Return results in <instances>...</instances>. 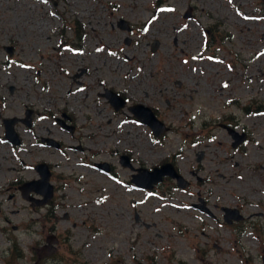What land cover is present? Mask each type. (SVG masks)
I'll list each match as a JSON object with an SVG mask.
<instances>
[{
    "label": "rangeland",
    "instance_id": "obj_1",
    "mask_svg": "<svg viewBox=\"0 0 264 264\" xmlns=\"http://www.w3.org/2000/svg\"><path fill=\"white\" fill-rule=\"evenodd\" d=\"M136 103L168 132L140 123ZM26 109L15 145L3 119ZM225 121L249 134L241 149ZM39 162L52 168L54 195L32 206L19 186L39 178ZM166 162L185 188L169 176L151 189L131 182ZM263 167L264 0H0V264H54L37 254L53 232L69 236L60 253L76 252L72 264H263ZM198 191L217 219L193 207ZM221 207H242L240 233Z\"/></svg>",
    "mask_w": 264,
    "mask_h": 264
},
{
    "label": "water",
    "instance_id": "obj_2",
    "mask_svg": "<svg viewBox=\"0 0 264 264\" xmlns=\"http://www.w3.org/2000/svg\"><path fill=\"white\" fill-rule=\"evenodd\" d=\"M184 16L189 17V12H186ZM117 24L122 29H126V30L131 29L127 21H125L124 19H119ZM158 45H159L158 41L154 40L151 45V50L155 51ZM4 49L7 51L9 55H12L14 47L12 45H7L4 47ZM103 95L108 99V101L116 111L124 107V105L126 104V99H124L122 96H120L119 94H117L116 92L110 89H105ZM128 109L130 110L131 113H133V116L140 123L148 126L151 132L156 137H160L166 132H168L169 126H167L163 121H161L157 117L153 109L150 108L149 106L136 103L129 105ZM31 113H32L31 109H26L25 118L19 119L17 117H9L3 119V124L5 129L4 135L9 142L15 145L19 144L20 140L16 131L14 130V124L17 121H21L27 124L28 126L29 119L31 118ZM62 116L64 118H67L65 114H63ZM57 121H59V123L63 127H65L62 120L57 119ZM220 126L225 128L226 131L229 133V135L233 138L232 147H235L238 143L245 140L244 133H239L236 129L226 126L224 124H221ZM50 142H52L57 146V144L54 141H50ZM200 157L201 155H198L197 160H200ZM120 163L124 166H131L130 159L127 155L120 156ZM107 165L108 163L106 162L96 164V166L99 169L105 172H108ZM35 170L38 171L40 178L32 179L30 181L25 182L20 189H23L22 191L24 196H26V193L28 191H34L35 193L40 194L41 196H43V198L38 200L37 204H44L53 196V186L49 182L51 172L49 166L45 162L37 163L35 165ZM138 172L139 174L132 175V181L135 185L144 189H151L153 187V184L162 180L163 176H169L175 179L177 185L181 188H185L188 185V182L183 178V176L175 169L173 164L170 162L163 163L160 166H154L152 170L142 169L141 171V169H138ZM235 211L233 209V212ZM51 242H52V237H49L46 243L42 245V247L38 250L40 256H49L54 252L55 247ZM150 264H163V263L152 262Z\"/></svg>",
    "mask_w": 264,
    "mask_h": 264
},
{
    "label": "flooded vegetation",
    "instance_id": "obj_3",
    "mask_svg": "<svg viewBox=\"0 0 264 264\" xmlns=\"http://www.w3.org/2000/svg\"><path fill=\"white\" fill-rule=\"evenodd\" d=\"M63 115V114H62ZM61 115V116H62ZM132 115H133V113H132ZM133 117V116H132ZM62 118L63 119H65L63 116H62ZM31 119V118H30ZM30 119H29V125H30ZM59 120H62L63 121V123H64V125H65V127L67 128V130L70 132V134H73V132H74V130L76 129V127H74V126H69V125H66L65 124V122H64V120L63 119H61V118H58ZM57 120V119H56ZM58 123H59V121H57ZM221 124H224V125H226V126H229V127H232V128H234V129H236L239 133H244L245 134V140H243L242 142H240V143H238L235 147H232V148H235V149H241L244 145H246V143L250 140V136H249V134L246 132V131H241V130H238V127L236 126V124H234V123H232V122H230V121H225V122H223V123H221ZM220 124V125H221ZM27 125V124H26ZM221 128H223L222 126H220ZM224 130H226L225 128H223ZM227 132V131H226ZM228 133V132H227ZM228 135H229V133H228ZM230 136V135H229ZM231 137V136H230ZM231 139H232V141H231V146H232V142H233V138L231 137ZM235 140V139H234ZM41 141H43V139H41ZM47 141V140H46ZM236 141V140H235ZM49 143H51V144H53L52 142H50V141H48ZM56 144H57V146L56 147H58V146H60V144L58 143V142H55ZM129 157V156H128ZM129 159H130V157H129ZM130 162H131V159H130ZM96 164L97 163H94V165L96 166ZM97 167V166H96ZM107 167H108V172L109 171H112V166L110 165V164H108L107 165ZM128 167H130V168H133V166H132V162H131V166H128ZM34 168H35V166H34ZM52 168L50 167V172H51V174H50V176L52 177L53 176V171L51 170ZM263 169H264V167H263ZM37 171V170H36ZM38 172V171H37ZM39 174V173H38ZM133 175V174H132ZM61 177H64L63 175H59L58 176V178H61ZM39 178H40V176H39ZM131 182H133L132 181V179H131ZM25 183V182H24ZM24 183H22L20 186H19V189L23 186V184ZM188 184H189V182H188ZM53 186V185H52ZM23 189H20V191H21V195H22V197L23 198H25V199H27V200H30V202H31V205L33 206V205H36V206H43V205H46L48 202H50L51 201V199H52V197L46 202V203H44V204H37V201L38 200H40V199H42L43 198V196H41L40 194V196L41 197H39V198H35V197H32L30 194H32L31 192H33V193H35L34 191H28L27 193H26V196H24L23 195V191H22ZM35 194H37V193H35ZM53 195H54V187H53ZM196 196H197V202H194L192 205H193V207H195V209L196 210H198L200 213H204L205 215H207L210 219H217V214L215 213V211L214 210H216L217 208H218V205H217V203L216 202H213V203H211V201H210V199L208 200L207 198L208 197H206L207 195H203L201 192H197L196 193ZM209 203H211V204H209ZM56 207H53L52 209H55ZM242 207H237V208H235V207H221V209L224 211V214H223V216H222V218H223V221L228 225V226H230V227H232V226H234V225H237V231L239 232L240 230H241V228H242V225L243 224H241L242 222H244L245 220H246V218H247V216H245V214L242 212V209H241ZM233 209H234V211L235 212H233ZM257 214H259V215H261L262 213H257ZM64 218L66 219V218H68V214L66 213L65 215H64ZM138 217L136 216V219H137ZM53 220H52V222H53V224L54 223H56V220H57V218H56V216L53 214V218H52ZM75 224V223H74ZM55 228V227H54ZM256 228H258V227H256ZM249 233H251L252 235H254L253 234V232L251 231H248ZM247 232V233H248ZM240 233V232H239ZM245 236V235H244ZM255 236V235H254ZM49 237H52V244H53V246L55 247V250H54V252L51 254V255H49V256H40L39 255V249L37 250V254H38V256L39 257H51V258H53L54 259V261H55V263L54 264H60L59 262L60 261H66V264H72V261H74V263L77 261V260H79V258H78V254L76 253V252H74V253H72V254H69L68 255V260H65L64 258H63V255H61V253H60V249L61 248H63V246L65 245L66 247H68V245H67V243H66V241H64V238H67V240H68V243H69V236L68 235H65V237H63V235H60V234H58L57 232H53V233H51L50 235H48L46 238H45V242L42 244V245H44L45 243H46V241H47V239L49 238ZM249 237V236H248ZM257 238H258V234H257V236H256ZM42 247V246H41ZM262 257V262H263V264H264V252L262 253V255H261ZM71 262V263H70ZM167 264H171V263H167Z\"/></svg>",
    "mask_w": 264,
    "mask_h": 264
}]
</instances>
